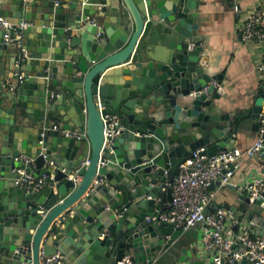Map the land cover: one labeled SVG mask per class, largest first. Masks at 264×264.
<instances>
[{
  "label": "water",
  "instance_id": "95a60500",
  "mask_svg": "<svg viewBox=\"0 0 264 264\" xmlns=\"http://www.w3.org/2000/svg\"><path fill=\"white\" fill-rule=\"evenodd\" d=\"M205 2L0 0L22 36L15 46L0 28V264L58 253L68 264H118L128 251L140 264H191L198 248L185 232L147 217L172 206L179 163L202 146L225 149L242 118L257 129L264 105L263 91L245 113L222 111L223 77L189 40ZM167 28L176 46L156 58L150 46ZM18 71L24 80L8 87ZM106 114L121 116L107 142ZM21 168L49 184L20 186ZM239 199L234 210L264 226V201Z\"/></svg>",
  "mask_w": 264,
  "mask_h": 264
},
{
  "label": "built area",
  "instance_id": "2783aa9c",
  "mask_svg": "<svg viewBox=\"0 0 264 264\" xmlns=\"http://www.w3.org/2000/svg\"><path fill=\"white\" fill-rule=\"evenodd\" d=\"M240 11V5H235ZM89 21L99 25L97 36L102 38L105 32L100 20L90 17ZM0 28L5 29L4 38L7 43L15 46L22 44L21 34L14 33L17 26L0 14ZM242 38L245 43L256 44L264 51V8L256 5L247 10L242 27ZM262 84L264 86V60L258 65ZM17 83L25 78L24 71H18ZM106 142L110 136L119 134L117 125L121 120L119 114H106ZM54 128L69 137L81 138V133L64 129L58 122ZM207 146L199 147L191 152L185 161L177 166L172 184V206L163 210L156 209L148 221H165L174 225L175 229L187 232L196 225H202L201 254L204 264H242L248 261L253 264H264V226L255 224L244 217L236 215V211L227 205L215 208L213 201L217 190L213 184L221 187L233 183L236 172L248 159L264 161V105L258 121L257 137L247 148L230 145L219 149L214 155L206 152ZM21 176L16 183L29 190H40L49 184L50 175H38L27 169H19ZM238 190L253 199L264 201V174L255 173L247 176L238 184ZM163 205V198L157 199ZM213 207V210H209ZM41 264H68L64 256L55 254L47 259L41 257ZM118 264H140L131 252H126Z\"/></svg>",
  "mask_w": 264,
  "mask_h": 264
},
{
  "label": "crops",
  "instance_id": "0c3cea01",
  "mask_svg": "<svg viewBox=\"0 0 264 264\" xmlns=\"http://www.w3.org/2000/svg\"><path fill=\"white\" fill-rule=\"evenodd\" d=\"M236 4L240 5V11H236ZM256 5L264 8V0H206L198 10L200 13L197 18L199 28L196 34L189 38V40L199 41V45L203 47L201 56L208 60L212 73L217 76V82L220 76L223 77L225 92L219 103L224 113L228 111L245 113L247 109L255 105L264 91L258 69V65L264 60V51L256 44L245 43L242 38L245 12ZM170 32L162 29V34H159L152 42L151 52L156 58L167 56L176 46V43H172L170 39ZM175 32L176 30H173L172 33L175 34ZM16 84V78L7 81V86L10 88H14ZM253 123L254 120L250 116L242 118L238 125L239 130L236 131V138L230 145L241 148L249 147L257 137L258 128L254 129ZM255 173L264 174V161L245 160L232 179V184L224 187L219 184L215 185L217 193L213 206L217 208L224 204L234 209L235 203L241 205L239 195L243 193L238 190V184L247 176ZM164 195L166 196V193L159 198L162 199ZM165 202H167V196L163 204ZM209 210H213V207ZM236 215L244 217L240 210L236 211ZM202 231L203 227L199 224L185 232L188 238L186 246L189 249L198 248L196 255L190 260L191 264L205 263L201 254Z\"/></svg>",
  "mask_w": 264,
  "mask_h": 264
},
{
  "label": "trees",
  "instance_id": "16d2710c",
  "mask_svg": "<svg viewBox=\"0 0 264 264\" xmlns=\"http://www.w3.org/2000/svg\"><path fill=\"white\" fill-rule=\"evenodd\" d=\"M164 200H166V196H165V195H164V197H163V201H164Z\"/></svg>",
  "mask_w": 264,
  "mask_h": 264
},
{
  "label": "rangeland",
  "instance_id": "374dc122",
  "mask_svg": "<svg viewBox=\"0 0 264 264\" xmlns=\"http://www.w3.org/2000/svg\"><path fill=\"white\" fill-rule=\"evenodd\" d=\"M239 217H242V216H239Z\"/></svg>",
  "mask_w": 264,
  "mask_h": 264
}]
</instances>
